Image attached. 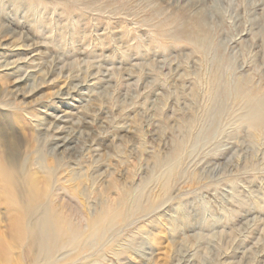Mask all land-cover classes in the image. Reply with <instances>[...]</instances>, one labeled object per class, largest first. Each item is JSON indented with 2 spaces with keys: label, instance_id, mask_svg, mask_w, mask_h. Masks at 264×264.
<instances>
[{
  "label": "rangeland",
  "instance_id": "1",
  "mask_svg": "<svg viewBox=\"0 0 264 264\" xmlns=\"http://www.w3.org/2000/svg\"><path fill=\"white\" fill-rule=\"evenodd\" d=\"M2 25L0 113L28 138L1 127L51 173L29 217L79 235L24 251L0 187V264H264V0H0Z\"/></svg>",
  "mask_w": 264,
  "mask_h": 264
},
{
  "label": "bare ground",
  "instance_id": "2",
  "mask_svg": "<svg viewBox=\"0 0 264 264\" xmlns=\"http://www.w3.org/2000/svg\"><path fill=\"white\" fill-rule=\"evenodd\" d=\"M12 34H14V32L13 30L11 31V27L4 28L3 25L0 26V39L8 35L10 36ZM1 67L2 66H0V68ZM47 74H49V71H47ZM77 87L80 86L74 85L73 88L75 89ZM53 119H54L53 122H51V125L53 127H57L58 124H55L56 122H60V123L64 122L63 119H61V117H54ZM11 122L16 125L19 124L18 127L21 131H23L22 133L26 138H28V134H26L27 132L26 129L29 128V125L27 124L28 122L24 119L21 110L19 109L14 110L10 117L4 112L0 113V134H1L0 142L4 146L3 147L4 155L3 157L1 156L2 161L0 159V183H1L0 187H2L4 191L7 190V192L9 193H11L12 189H15L16 194L15 195L10 194L11 196H9L10 198L9 202L13 207L14 206L16 207L15 209H18L17 216L12 217L10 220V224H9L11 226L10 232L13 233V235L15 236L18 246H21L24 251L25 249H28L29 252H33L41 247L56 248L60 246L61 248L69 244L70 242L75 241L74 240L75 237L79 235V230L77 226L72 224L71 219L67 214H57L53 212L51 214L48 213L49 215H45V217L40 218L35 222L31 221L29 216L32 215L37 210L36 208L39 206V204L43 203L48 199L49 191L51 189L50 179H49L51 173L49 171L36 170L34 167H31L30 165L28 169L24 170L23 173L21 174L20 168L17 164V158L15 155L16 152L14 145L15 136L10 134L12 132L11 130H9L10 132L7 131L8 134H5V131L3 132V128H2V127L5 128L6 124H8L11 127L10 124ZM39 130L47 132V129L45 130V128H41ZM51 131L52 130H50V132ZM60 132H62V130ZM30 136L34 137L33 133L30 134ZM74 139H75L74 131L62 137L55 136L51 138L49 142L47 141L48 144L52 146V148L49 150L51 151L49 152L50 155L51 154L52 155L59 154L61 156H65L66 154L67 156L71 155L70 153L71 151L69 152V150L72 149L71 145L72 144L74 145ZM39 172L42 173V176L38 175L40 174ZM23 174H25V177L23 176ZM55 188L56 187H54V189ZM24 201L25 204L21 205V203H23ZM2 246L3 247L1 248V250H3L2 252H4V250L7 249L5 243H2Z\"/></svg>",
  "mask_w": 264,
  "mask_h": 264
}]
</instances>
